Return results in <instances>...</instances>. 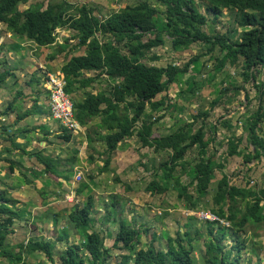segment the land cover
Instances as JSON below:
<instances>
[{
    "label": "trees",
    "instance_id": "16d2710c",
    "mask_svg": "<svg viewBox=\"0 0 264 264\" xmlns=\"http://www.w3.org/2000/svg\"><path fill=\"white\" fill-rule=\"evenodd\" d=\"M28 1L0 0V24L4 25L6 32L15 39L22 42L31 41L36 49L55 46L56 29L69 28L75 31L73 38L77 43L71 49L81 47L83 54L68 55L66 62L60 66L64 92L71 96L73 92L90 88L94 84L97 88L101 83L105 84L106 89H98L94 95H87L77 104L71 99L73 119L80 127L87 129L86 127L98 118L99 121L89 127L92 130L90 134H95L96 128L108 131L105 137L101 136V139H104L102 153L105 155L109 156L115 151L118 143L133 135L137 136L141 146L151 147L154 152H162L163 157L157 164V171L145 189L150 196L165 193L173 179L175 185L179 186L178 198L188 202L190 211H196L207 198L215 170L223 168V164L213 160L216 154H210L209 151L208 146L213 143V137L205 138L202 124L196 131L192 130L193 122L198 118L207 117L209 110L193 117L192 123L177 127L175 131L163 137L151 138L150 135L146 136L135 129L136 122L139 119L141 122L147 117V107L150 112L156 113L159 108L166 106V99H157L158 95L166 92L180 75L188 73L190 66L196 65L204 56L203 53L195 55L181 67L151 64L156 58L149 56L150 51L166 42L173 51H180L194 43H203L209 46L206 54L217 46L220 57L216 58L214 71L220 73L224 68H234L244 83L252 84L257 89L259 105L256 111L246 117L241 136H236L233 132L225 138L224 153L226 160L235 156L245 162L250 159L261 162V158H264V79L260 85L255 86L258 76L264 71V0H151L155 5L163 7L162 20L158 18L161 15L159 9L148 0L125 6L101 18L94 14L92 7L80 5L70 9L65 1L48 3L45 8L36 4L21 9ZM200 5L204 6L203 12ZM224 10L233 11L236 27L243 29L238 40H232L225 32L208 34L204 30L206 23L209 20L215 21ZM56 48L59 49L58 53L65 52L68 44L64 40L62 44L56 45ZM65 56L67 58V53ZM10 74L7 70L1 71L0 84ZM32 82H39L34 73L29 84ZM240 89L235 87L234 93L237 94ZM225 90L220 91L217 101ZM41 92V88L35 89L32 107L36 108L38 93ZM15 94V98L4 110H0V145L5 146L7 142L10 146L13 145L14 149L16 145L9 137L8 127L1 121V117L11 113L18 119L33 115L31 110L17 112L21 109L13 102L22 93L17 91ZM245 100L249 104L247 93ZM216 102L213 101L212 106ZM222 128L229 126L224 122ZM210 130L211 134L216 131L215 127H210ZM64 133L65 135L59 136L58 139L69 142L70 133L67 129ZM89 135L85 137L86 141H89ZM242 144L251 146L250 152L245 153L241 148ZM193 147H196V156L192 160L194 163H190L186 161L185 155ZM22 152L31 165H40L50 178L58 177V162L52 156L53 153H46V148ZM107 161L108 158L105 164ZM0 162L6 165L5 159H0ZM15 167V163L10 161L8 170L11 172ZM181 175L190 178L188 185L181 184ZM27 183L30 184L29 181ZM247 184L248 181L241 186L231 185L226 174H222L216 182V190L211 199L214 207L210 212L228 222L230 234L226 233L225 229H218L219 233H215L213 226L218 225V222L204 225V234L194 226L196 219L191 217L187 219L189 222L184 224L183 227L186 228L182 234L176 233L177 238L174 240L165 238L164 248L161 243L159 247L154 246L156 237L152 234L146 246L136 251L134 245L139 234L149 237V229L143 225L139 231L130 227L125 219L117 220V212L112 209L111 216L114 218L110 221L117 223L118 231L113 236L111 248H105L99 232H86L90 226V217L94 214L93 198L87 196L81 208L68 215L73 227L83 236L82 243L68 244L64 252H57L59 261L56 264H84L85 259L88 264H107L111 258L110 249L124 252L115 264H196L192 257L194 242L204 236V254L198 264H236L239 250L247 240L239 241L238 238L249 228V231H253L252 238L259 225L264 222V209L260 206L264 200V188L251 189L246 187ZM4 187L0 191V247L4 245L8 235L13 234L14 220L22 215V211L14 207L18 197L8 195L9 187ZM86 187L87 185L79 187L76 194ZM188 188H191V191ZM116 204L115 201L111 202L110 208H114ZM122 211L123 208H120L121 213ZM166 214L163 212L162 215ZM161 218L162 216H158L156 219L159 221ZM227 239L233 243L231 247L236 250L234 255H231L232 249H227L224 245ZM31 244L24 246L21 242L10 249H3L0 257L6 259L7 264H30L22 258L23 249L28 247L30 250L41 252L46 261L54 264V247L50 243L40 240Z\"/></svg>",
    "mask_w": 264,
    "mask_h": 264
},
{
    "label": "rangeland",
    "instance_id": "374dc122",
    "mask_svg": "<svg viewBox=\"0 0 264 264\" xmlns=\"http://www.w3.org/2000/svg\"><path fill=\"white\" fill-rule=\"evenodd\" d=\"M61 1H65L70 9L80 5L92 7L94 14L101 18L112 11L117 12L125 6H132L143 0H29L26 5H22L21 9L36 4H41L45 8L48 3ZM148 1L159 9L161 15L158 18L162 20L163 7L155 5L151 0ZM200 6L203 12L204 6ZM234 15L233 11L224 10L215 21L209 20L204 30L208 34L225 32L232 40H238L243 29L236 27ZM55 33V46L36 49L31 41L22 42L15 39L6 32L4 25L0 24V73L3 70L11 73L0 84V110L3 111L15 98V93L20 91L22 95L16 97L13 102L21 109L17 112L31 110L33 114L23 119H18L14 113L1 117V121L8 127L7 132L16 148L14 149L13 145L10 146L7 142L5 146L0 145V159H5L6 162V165L0 162V191L5 188L4 186L9 187L8 195L18 197L14 207L21 210L22 215L14 220L13 234L8 235L6 242L0 247V252L21 242L24 246H31V243L42 240L54 247L52 258L54 264L58 263L57 252H64L68 244L82 243L83 236L73 227L68 215L79 210L87 196L93 198L94 214L92 218L90 217V226L86 232H99L104 240L105 248H111L113 236L118 231L117 223L110 221L114 218L111 216L113 213L111 209L117 212V220L125 219L130 227L139 230L145 225L149 229L147 233L149 237L139 234L134 245L135 251L144 248L152 234L156 237L154 246L159 247L161 243V247L164 248L165 238L174 240L177 238L176 233L182 234L186 228L183 227L184 224L189 222L187 219L191 217L196 219L194 226L201 229L204 234L206 233L204 225L210 222L202 220L198 214L210 212V209L214 207L211 199L216 190V182L222 174L228 176L231 185L241 186L248 181L246 187L256 189L258 186L253 187L249 184L251 180H255L260 183L259 189L264 188V184L260 182L262 163L259 160L250 159L245 162L235 156L228 157L226 160L225 138L233 132L238 136L240 130L243 131L246 117L256 111L259 100L257 89L252 84L244 83L234 68H224L220 73L214 71L216 58L220 57L217 46L209 54H206L209 46L203 43H194L180 51H173L168 42L153 48L149 56L155 57L156 60L151 64L162 67L168 64L181 67L195 55L203 53L204 56L196 65L190 66L188 73L180 75L166 92L158 95L157 99L162 97L166 99L164 100L166 109L159 108L156 113H152L147 107V117L143 120L144 122H140L139 119L135 125V129L146 136L163 137L175 131L177 127L192 123L193 117L209 110L207 117L198 118L193 122L192 130L196 131L202 124L205 138L213 137V143L208 146L209 151H211L210 154L213 152L216 154L213 160L223 164V168L215 170V177L211 181L207 198L199 205L198 210L190 211L188 202L178 198L179 186L175 185L173 179L163 194L150 196L145 190L157 171V164L163 157L162 152H154L151 147L141 146L137 136L133 135L118 143L115 151L108 156L102 153L104 139H101V136L105 137L108 131L96 128L95 134H90L92 130L89 127L98 122V118L94 119L86 127L87 129L81 127L72 128V130L65 128L61 122L53 120L44 89L45 76L48 73H58L60 66L68 59V55L83 54L81 47L71 49L77 43V40L73 38L74 30L56 29ZM64 40L68 48L65 52L58 53L59 49L56 45L62 44ZM100 40L104 39L100 38ZM52 57L53 59H50ZM33 73L39 82L29 84ZM263 76L264 71L258 76L255 86L260 85L264 79ZM235 87L241 88L237 94L234 93ZM36 88H41L42 92L38 93L35 108L32 105H34ZM98 89H106L105 84L101 83L97 88L94 84L90 88L73 92L69 97L77 104L87 95H94ZM223 89L226 90L217 101ZM245 93L248 94L249 104L245 100ZM213 101H217L214 106H212ZM262 105L264 109V100ZM224 122L229 128H222ZM210 127H215L214 134H211ZM65 129L71 135L69 142L58 139L59 136L65 135ZM88 135L90 139L86 141L85 137ZM43 147L46 148L47 154L53 153L52 156L57 160L56 176L59 178H50L38 164L31 165L22 152H32ZM241 148L245 153L250 152L249 145L242 144ZM195 156L196 147H193L186 153L185 159L194 163L192 160ZM107 158L108 161L105 164ZM10 161L16 166L11 172L8 170ZM179 181L185 186L189 184L190 178L187 175H181ZM82 185L87 187L76 194V190ZM188 190L191 191V188ZM113 201L117 204L114 208H110V203ZM260 206L264 209V200L261 201ZM120 208H123L122 213ZM163 212L167 214L163 216ZM158 216H162L159 221L156 219ZM227 226V223L218 222L213 229L215 233H219L218 229H225V232L230 234ZM249 229L238 238L239 241L247 240L243 242L244 247L239 250L236 264H264V222L259 225V229L252 238L253 231ZM59 238L61 240H58ZM205 239L204 236L201 240L194 242L192 257L196 264L204 254ZM232 244L230 239L224 242L227 249H232L231 255H234L236 250L231 247ZM123 254V251L110 249L111 258L107 264H115ZM22 258L30 264H50L41 252L30 250L28 247L23 249ZM0 264H7V260L0 257ZM84 264H88L87 259Z\"/></svg>",
    "mask_w": 264,
    "mask_h": 264
},
{
    "label": "bare ground",
    "instance_id": "6f19581e",
    "mask_svg": "<svg viewBox=\"0 0 264 264\" xmlns=\"http://www.w3.org/2000/svg\"><path fill=\"white\" fill-rule=\"evenodd\" d=\"M40 82L42 83V81ZM44 84V89L48 97L47 104L53 120L61 122L68 130H72V128H81L73 119L72 101L70 100V97L64 92V82L61 79L60 72L48 73L47 76H45ZM58 87L60 91L54 99L52 95ZM64 103H66V107L64 106ZM58 104L62 109H69V116L62 114L57 110Z\"/></svg>",
    "mask_w": 264,
    "mask_h": 264
},
{
    "label": "built area",
    "instance_id": "2783aa9c",
    "mask_svg": "<svg viewBox=\"0 0 264 264\" xmlns=\"http://www.w3.org/2000/svg\"><path fill=\"white\" fill-rule=\"evenodd\" d=\"M60 90H59V87L57 88V90L53 93V95H52V97L55 99V97L57 96V94H58V92H59ZM64 106L66 107L67 105H66V103H64ZM57 110L60 112V113H62V114H65V115H67V116H69V109H67V108H64V109H62L61 108V106L58 104L57 105ZM263 160L261 161V165H262V175H261V177H260V182H261V184H264V158H262ZM249 184L251 185V186H253V187H255V186H258L259 187V185L258 184H260V183H258V182H256L255 180H251L250 182H249ZM199 217L202 219V220H208V221H219L218 220V218L217 217H215L213 214H211L210 212H200L199 214Z\"/></svg>",
    "mask_w": 264,
    "mask_h": 264
},
{
    "label": "clouds",
    "instance_id": "9594fccd",
    "mask_svg": "<svg viewBox=\"0 0 264 264\" xmlns=\"http://www.w3.org/2000/svg\"><path fill=\"white\" fill-rule=\"evenodd\" d=\"M209 212V211H208ZM211 213V212H210ZM212 214V213H211ZM214 215V214H213ZM215 216V215H214ZM215 217H217V216H215ZM218 218V217H217ZM218 220L219 221H208V220H205V221H207V222H210V223H213V222H223V223H227L228 224V222H226V221H224V220H222V219H219L218 218ZM227 227H229V225L227 226Z\"/></svg>",
    "mask_w": 264,
    "mask_h": 264
},
{
    "label": "crops",
    "instance_id": "0c3cea01",
    "mask_svg": "<svg viewBox=\"0 0 264 264\" xmlns=\"http://www.w3.org/2000/svg\"><path fill=\"white\" fill-rule=\"evenodd\" d=\"M236 135V134H235ZM242 135V131L240 130V134L238 136H241ZM237 136V135H236ZM249 149H252V147L250 146ZM259 189V187L256 188V190Z\"/></svg>",
    "mask_w": 264,
    "mask_h": 264
}]
</instances>
